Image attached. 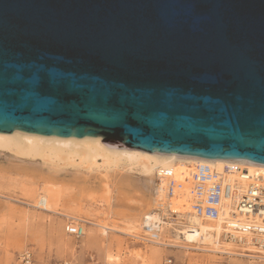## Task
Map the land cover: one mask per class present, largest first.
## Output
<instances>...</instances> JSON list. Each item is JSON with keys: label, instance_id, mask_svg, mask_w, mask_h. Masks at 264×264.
Masks as SVG:
<instances>
[{"label": "water", "instance_id": "obj_1", "mask_svg": "<svg viewBox=\"0 0 264 264\" xmlns=\"http://www.w3.org/2000/svg\"><path fill=\"white\" fill-rule=\"evenodd\" d=\"M264 164V0H0V132Z\"/></svg>", "mask_w": 264, "mask_h": 264}, {"label": "rangeland", "instance_id": "obj_2", "mask_svg": "<svg viewBox=\"0 0 264 264\" xmlns=\"http://www.w3.org/2000/svg\"><path fill=\"white\" fill-rule=\"evenodd\" d=\"M10 162L0 155V264H21L25 251L31 253V264H264L263 248L257 245L245 248L221 238L220 242H229L231 251L222 253L177 237L173 227H179L181 219L173 214L166 219L172 225L157 239L164 245L148 241L140 226V237L125 233L124 217L135 218L140 225L153 207L142 196L153 193L156 181L144 193L135 177L131 188L117 189L113 182L107 189L99 181V171L90 172L85 183L63 174L52 180L60 200L55 212H47L33 206L38 199L34 188L41 185L38 175ZM67 222L82 224L84 235L67 234ZM102 226L109 229L104 231Z\"/></svg>", "mask_w": 264, "mask_h": 264}, {"label": "bare ground", "instance_id": "obj_3", "mask_svg": "<svg viewBox=\"0 0 264 264\" xmlns=\"http://www.w3.org/2000/svg\"><path fill=\"white\" fill-rule=\"evenodd\" d=\"M1 154L10 159L11 165L30 168L35 175H38L41 185L37 186V189L34 188V194L38 196V199L32 205L44 211L55 212L60 196L59 189L53 181L57 180L60 175L70 174L74 182L85 183L90 172L99 171V181L107 189L113 182L117 189L127 186L131 188L133 187L131 178L135 177L141 180L144 193H148L147 189L151 188L150 186L156 181L153 193L142 196L144 202L154 205L144 213L140 225L137 219L124 217L125 233L138 237L141 233L140 227L143 228V221L146 224H158L161 232L172 225L166 220L172 213L181 219L178 221L180 226L173 227V231L177 237H182L190 243L202 244L214 252L230 253L227 247L230 246L227 242L230 238V241L236 242L237 245L256 248L258 246L264 251V234L233 230L226 225L229 219H235L240 222H255L264 227V213L262 216L254 212L233 215L230 207L232 200L229 195L223 199V214L214 222L195 217L190 206L193 201L190 192L192 187L190 174L196 163H207L220 173L225 164L237 163L243 166L244 174L230 173L227 175L238 194L244 191L253 178L260 174L264 175V164L246 160L204 159L167 153L111 149L101 145L99 136L30 135L17 131L0 132ZM164 169L171 171L172 178L180 183L181 187L175 190L163 209H160L159 200L163 196L164 185L168 178L158 181L156 175ZM166 207L168 209H165ZM144 217H147L146 220ZM102 228L104 231L109 229L105 226ZM221 238L227 241L220 242ZM153 243L164 245L157 239Z\"/></svg>", "mask_w": 264, "mask_h": 264}, {"label": "built area", "instance_id": "obj_4", "mask_svg": "<svg viewBox=\"0 0 264 264\" xmlns=\"http://www.w3.org/2000/svg\"><path fill=\"white\" fill-rule=\"evenodd\" d=\"M235 173L242 175L245 173L243 166L237 163L225 164L223 171H216L207 163H196L191 172V212L192 214L205 221H217L223 214V199L229 195L231 201V213H249L254 212L258 216L264 213V175H258L244 188L240 194L236 193L228 180V174ZM156 177L158 181L168 178L164 185V193L159 200L160 209L166 205V201L173 196L176 189L181 187L171 175L168 169L160 170ZM165 209H168L167 207ZM168 212V211H167ZM169 213V212H168ZM172 214V213H171ZM173 216V215H172ZM147 217H144L146 220ZM227 227L233 230H241L251 232L253 234H264V227L255 222H240L235 219H229L226 223ZM144 232L148 241H155L159 237L160 227L158 224H146L143 221ZM64 231L76 238L84 235L85 229L82 224L67 222L64 225ZM21 264H31L32 257L29 251H25L20 255ZM66 264V263H65Z\"/></svg>", "mask_w": 264, "mask_h": 264}]
</instances>
